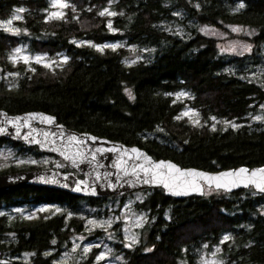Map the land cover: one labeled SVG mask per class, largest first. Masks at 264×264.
<instances>
[{
	"label": "trees",
	"instance_id": "trees-1",
	"mask_svg": "<svg viewBox=\"0 0 264 264\" xmlns=\"http://www.w3.org/2000/svg\"><path fill=\"white\" fill-rule=\"evenodd\" d=\"M52 1L0 0V21L22 9L19 33L0 28V110L42 112L67 129L137 146L182 168L264 166V121L248 123L264 103V83L248 77L264 66V0H63V15L49 18ZM225 25L255 32L250 53H221L200 32L201 26ZM114 42L150 53L126 65L125 48H95ZM18 46L30 54H63L67 61L54 70L14 64L10 57ZM177 93L187 96L175 99ZM188 107L198 113L197 124L180 117ZM213 120L240 126L215 128ZM3 145L22 157H46L37 148L0 140ZM31 169L38 168L19 170ZM142 192L136 207L146 223L135 244L115 233L118 264H198L204 251L215 248L222 264H264V194L249 188L174 200L159 189ZM127 196L132 194L79 198L32 186L2 190L0 253L10 259L29 254V264H60L85 219L107 216ZM41 205L61 212L32 221L5 213ZM96 251L67 264H100Z\"/></svg>",
	"mask_w": 264,
	"mask_h": 264
},
{
	"label": "water",
	"instance_id": "water-1",
	"mask_svg": "<svg viewBox=\"0 0 264 264\" xmlns=\"http://www.w3.org/2000/svg\"><path fill=\"white\" fill-rule=\"evenodd\" d=\"M0 140L37 148L67 167V171L31 169L0 174V191L32 186L101 199L159 189L174 200L201 198L206 189L232 194L251 188L264 194V166L217 172L182 168L169 160H155L137 146L67 129L42 112L9 115L0 110ZM5 263L0 259V264Z\"/></svg>",
	"mask_w": 264,
	"mask_h": 264
},
{
	"label": "rangeland",
	"instance_id": "rangeland-1",
	"mask_svg": "<svg viewBox=\"0 0 264 264\" xmlns=\"http://www.w3.org/2000/svg\"><path fill=\"white\" fill-rule=\"evenodd\" d=\"M63 5V6H62ZM52 9L49 12V18L60 17L64 13L66 3L63 0H53ZM21 18V12L15 11L11 17L4 21H0V28L7 31L10 34L19 33L15 23ZM200 32L206 37H210L215 40L217 47L221 53L241 56L248 54L252 50V44L250 42L251 37L254 35V31L246 28L235 26H201ZM125 48L128 52L125 60L126 65H132L139 60H144L146 54L150 52L142 48L135 46H125L123 43L114 42L106 43L101 46H95L98 50ZM264 54V47L262 48ZM12 63H24V64H38L49 70H54L61 67L66 63L67 57L63 54L49 55L46 53L30 54L29 51L22 46L16 47L10 57ZM0 70V79L3 78ZM249 79L257 82L264 83V66L257 67ZM9 80V79H7ZM10 83V81H7ZM185 93H177L174 95L175 99H181L186 97ZM181 118H187L189 121L197 124L199 122L198 113L189 107L186 108L180 115ZM264 121V103L258 107L255 114L248 117V123H260ZM213 127H220L222 129L238 128L240 125L233 121H212ZM24 169L27 167H36L39 170L55 169L64 171L66 169L65 164L58 158L54 157H41L34 158L30 156L22 157L17 151L10 146L3 145L0 147V172L10 169ZM212 189H207L206 194H210ZM145 193L138 191L127 196L124 202L119 205V200L115 201V207L109 208L110 212L107 216L101 219L87 218L84 221V230L80 234H73L70 239V244L67 246L61 256L58 259V263L67 264L72 261L83 260L89 256L94 249H96L95 262L100 264H118L121 257L115 254L112 242L116 240L115 233L119 230L122 238L125 242L135 244L138 242L140 232L139 230L146 223V215L137 210L136 204L140 203L145 197ZM110 206V205H109ZM112 210V211H111ZM59 208H55L49 205H41L34 208H15L11 211H6L9 217L13 218L19 216L26 221H32L39 219L40 217H51L60 213ZM264 213V210H262ZM94 232H99V235H94ZM6 261L5 264H29L30 255L25 254L18 259H10L6 256L0 257ZM198 264H222V260L219 255V249L215 248L210 251H204L198 260Z\"/></svg>",
	"mask_w": 264,
	"mask_h": 264
},
{
	"label": "snow or ice",
	"instance_id": "snow-or-ice-1",
	"mask_svg": "<svg viewBox=\"0 0 264 264\" xmlns=\"http://www.w3.org/2000/svg\"><path fill=\"white\" fill-rule=\"evenodd\" d=\"M63 6V5H62ZM240 7H243V5L241 4L240 5ZM19 11H22V9L21 10H19ZM104 13H101V15H103ZM113 15H114V13H113ZM241 171H245L244 169H241ZM228 239V237H225V240H227Z\"/></svg>",
	"mask_w": 264,
	"mask_h": 264
}]
</instances>
